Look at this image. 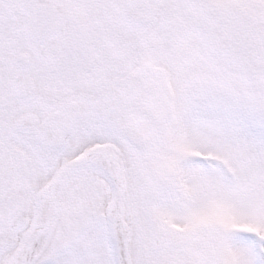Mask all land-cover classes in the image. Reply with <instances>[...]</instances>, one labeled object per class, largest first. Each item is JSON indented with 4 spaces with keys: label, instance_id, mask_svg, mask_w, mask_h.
Segmentation results:
<instances>
[{
    "label": "snow or ice",
    "instance_id": "6c2138e0",
    "mask_svg": "<svg viewBox=\"0 0 264 264\" xmlns=\"http://www.w3.org/2000/svg\"><path fill=\"white\" fill-rule=\"evenodd\" d=\"M0 264H264V0H0Z\"/></svg>",
    "mask_w": 264,
    "mask_h": 264
}]
</instances>
